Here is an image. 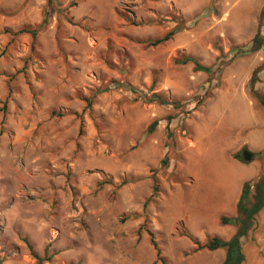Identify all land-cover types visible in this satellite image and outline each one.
Wrapping results in <instances>:
<instances>
[{"label": "rangeland", "instance_id": "1", "mask_svg": "<svg viewBox=\"0 0 264 264\" xmlns=\"http://www.w3.org/2000/svg\"><path fill=\"white\" fill-rule=\"evenodd\" d=\"M263 8L264 0H0L2 264H36L25 238L53 255L44 264H161L148 229L165 264H222L224 249L194 250L186 233L228 239L236 226L196 204L207 191L193 184L221 176L224 137L242 129L238 138L264 140V106L249 93L264 48L231 59L234 47L252 46L259 22L264 36ZM25 28H38L36 37ZM170 30L168 41L147 44ZM183 55L206 66L223 56L222 65L195 71L175 62ZM255 89L264 92V70ZM97 91L86 109L81 97ZM211 107L208 144L195 149L198 111ZM232 155L251 184L264 174V141ZM200 213L209 226L194 232L188 219ZM242 249L243 264H264V208Z\"/></svg>", "mask_w": 264, "mask_h": 264}, {"label": "trees", "instance_id": "2", "mask_svg": "<svg viewBox=\"0 0 264 264\" xmlns=\"http://www.w3.org/2000/svg\"><path fill=\"white\" fill-rule=\"evenodd\" d=\"M264 17V8L262 9V12L260 14V19ZM261 21V20H260ZM46 23L44 19V24ZM43 24V25H44ZM133 24H136L133 22ZM261 22H259L258 30L256 34L254 35L252 39V46H237L232 49L234 55L231 59L234 57L246 55L252 52H256L262 48H264V36L261 35L260 32V25ZM24 33H29L33 37H36L38 28L36 29H22ZM176 30H170L167 32L164 36L160 38H156L154 40H146L148 45L156 46L161 43H164L168 41L174 34ZM223 59V56H219L217 58V62L212 66H206L201 64L195 57L190 55H183L181 57L175 58V62L178 64H188L192 63L194 64V70L195 71H203L207 73H211L213 70L219 69L221 64V61ZM223 63V62H222ZM224 65V64H223ZM264 70V62L258 66L252 73V76L249 80V93L252 97L256 98L263 106H264V92H260L255 89V84L259 81V73ZM119 84H116V82H113L108 87H105L101 91H108L110 89H114ZM124 85L127 86L129 89H133L132 86H130L127 83H124ZM99 91L95 92L91 97H85L82 96L81 99L86 102V109H91L94 103V99L96 98ZM156 99H158L161 102H164L165 100L161 98L160 96H156ZM75 114L78 115L77 112ZM4 123V119H2V124ZM1 134V131H0ZM236 158L242 160L240 157V154H237L235 156ZM163 161V160H162ZM156 189V187H154ZM264 208V174H262L255 182L254 184H251L250 181H247L243 184L242 192L239 197V200L236 205V215L235 216H222L221 222L224 225H234L236 226L234 234L228 238L224 239L218 235L207 237L204 242H200L197 238H194L190 233H186L188 237L191 238L193 241L195 248L194 250H201V249H207L209 251H215L217 249H224L225 251V257L222 262V264H243L245 261V254L242 249V238L247 235V233L252 229L254 225V220L256 214H258L259 211H261ZM147 233L150 237V241L156 250V257L157 260L161 262V264H165V259L161 255V250L158 246V243L154 237V234L151 230H147ZM24 241L27 244V248L29 250L30 255L35 259L36 264H44L45 261H51L53 255L49 256H40L35 250L33 245L29 242L27 238L24 239ZM3 259L0 258V264H2ZM73 264V263H68Z\"/></svg>", "mask_w": 264, "mask_h": 264}, {"label": "crops", "instance_id": "3", "mask_svg": "<svg viewBox=\"0 0 264 264\" xmlns=\"http://www.w3.org/2000/svg\"><path fill=\"white\" fill-rule=\"evenodd\" d=\"M207 108L206 112L200 113L198 111V115L200 116L201 120L194 126V131H200L202 135L200 139L197 142L193 143V147L195 149H198L200 145L208 144L206 141V137L208 130H212L211 128H208L207 126H204L206 120L208 117L215 116L218 114V108ZM248 110V109H246ZM211 121V120H210ZM213 121H211L210 124H212ZM239 132H236L234 135H230L225 138V141L227 142L226 148H227V155L226 158L228 160V163L226 166L223 167V171L221 176L218 178V180L214 179V177H210V179H207L208 185H205L204 187L196 186L197 184V178L195 183L193 184V189L195 191L205 189L207 193L196 195L195 203L198 205H207L208 207H203L204 211H207L208 213L214 215V217L218 214H224L228 216H235L236 215V205L239 200V197L242 192L243 184L251 179L249 167L246 166V164L236 158L233 157L232 153L238 151L240 147L247 144L255 149L260 148L262 146V142L264 140H261V143L258 145L252 144L251 140L247 135L243 137L242 139L238 138V134L242 131V129H238ZM237 130V131H238ZM205 134V136H204ZM262 139V137H261ZM224 145V144H223ZM206 151V148L203 149L199 153V155H202L203 152ZM207 162V161H206ZM207 165H210L207 162ZM208 169L211 172L212 166ZM207 169V170H208ZM208 170V172H209ZM211 188L214 190L211 191ZM210 190V191H209ZM202 195V196H201ZM203 211V212H204ZM215 220V219H214ZM209 220L200 214L194 215V217L188 219V223L190 228L196 232V229H202L209 226ZM231 228H226V233L230 232L231 236L232 230ZM230 236V237H231ZM228 237V238H230Z\"/></svg>", "mask_w": 264, "mask_h": 264}, {"label": "water", "instance_id": "4", "mask_svg": "<svg viewBox=\"0 0 264 264\" xmlns=\"http://www.w3.org/2000/svg\"><path fill=\"white\" fill-rule=\"evenodd\" d=\"M155 123H153L151 126L154 127ZM243 158L244 160L248 161L252 158V152H250L249 150H244L243 151Z\"/></svg>", "mask_w": 264, "mask_h": 264}]
</instances>
